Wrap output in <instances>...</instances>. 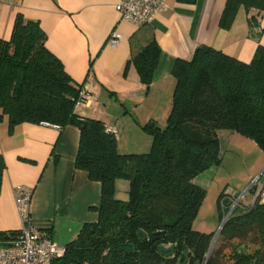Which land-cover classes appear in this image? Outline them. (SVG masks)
Here are the masks:
<instances>
[{
	"label": "trees",
	"instance_id": "1",
	"mask_svg": "<svg viewBox=\"0 0 264 264\" xmlns=\"http://www.w3.org/2000/svg\"><path fill=\"white\" fill-rule=\"evenodd\" d=\"M241 5L255 10L251 24L264 11L262 0H226L222 28L231 26ZM46 37L38 21L17 13L10 38H0V122L7 119L9 132L25 122L76 126L75 166L101 185L97 221L83 224L52 264H179L184 249L186 264H264V248L247 250L251 242H264V205L233 211L212 245L215 233L192 227L206 195L194 179L221 161L218 131L237 132L264 151V46L257 45L249 62L207 45L188 60L176 59L165 126L147 121L142 129L151 137L150 149L120 153L102 121L75 113L84 87L47 48ZM159 55L152 38L126 61L123 73L132 65L139 76V97L148 93ZM5 168L0 155V187ZM118 179L128 181L126 200L115 196ZM224 191L217 198L220 221ZM17 232L0 230V244ZM171 245L170 255L158 251Z\"/></svg>",
	"mask_w": 264,
	"mask_h": 264
},
{
	"label": "crops",
	"instance_id": "2",
	"mask_svg": "<svg viewBox=\"0 0 264 264\" xmlns=\"http://www.w3.org/2000/svg\"><path fill=\"white\" fill-rule=\"evenodd\" d=\"M117 2L0 0V38H10L17 13L38 21L47 48L88 95L75 106V113L115 127L120 153L150 149L151 137L142 129L147 121L165 126L176 59L188 60L196 47L207 45L249 62L257 45L264 46V11L257 32L249 20L254 9L247 11L241 5L231 26L222 28L219 21L226 0H167V7L149 24L136 27L121 17ZM112 32L122 37L116 45L108 42ZM152 38L160 55L148 93L139 97L136 69L130 65L123 71L129 57ZM79 137V129L71 124L25 122L9 132L7 119L0 122V155L6 165L0 187V230L21 226L13 196L17 185L33 189L32 217L43 233L50 229V238L60 247L74 239L83 224L97 221L101 185L75 166Z\"/></svg>",
	"mask_w": 264,
	"mask_h": 264
},
{
	"label": "built area",
	"instance_id": "3",
	"mask_svg": "<svg viewBox=\"0 0 264 264\" xmlns=\"http://www.w3.org/2000/svg\"><path fill=\"white\" fill-rule=\"evenodd\" d=\"M167 0H118L115 5L121 17L136 27L149 24L156 13L167 7ZM264 1V0H262ZM257 32L261 31L259 17L252 23ZM121 35L112 32L108 42L116 45ZM88 98L86 91L76 105ZM75 105V106H76ZM106 130L116 136L117 130L105 124ZM33 189L25 185H17L13 189L15 207L21 220V226L14 239L0 244V264H52L55 258L61 257L64 247L56 245L53 240L40 230L31 214ZM255 203L264 205V168L252 178L247 187L238 195L225 190L220 198V207L224 210L217 233L229 215L236 209L253 206Z\"/></svg>",
	"mask_w": 264,
	"mask_h": 264
},
{
	"label": "rangeland",
	"instance_id": "4",
	"mask_svg": "<svg viewBox=\"0 0 264 264\" xmlns=\"http://www.w3.org/2000/svg\"><path fill=\"white\" fill-rule=\"evenodd\" d=\"M218 136L220 164L210 167L194 179L195 183L205 188L206 195L192 222V227L197 231L213 234L217 233L221 222L217 202L219 193L227 190L234 195L240 194L260 169L264 168V151L252 140L231 130H219ZM259 165L262 167L256 172ZM254 172L256 173L252 176ZM115 183L116 198L126 200L128 198V181L118 179ZM218 236L219 233L215 236L214 241H217ZM258 248H264V242H251L248 244L247 250L251 252Z\"/></svg>",
	"mask_w": 264,
	"mask_h": 264
},
{
	"label": "water",
	"instance_id": "5",
	"mask_svg": "<svg viewBox=\"0 0 264 264\" xmlns=\"http://www.w3.org/2000/svg\"><path fill=\"white\" fill-rule=\"evenodd\" d=\"M139 234H141V232H139ZM146 238V235H144L143 233H142V236H141V239H145ZM214 239H215V234H214V236H213V238H212V243H211V245L213 244V241H214ZM125 250L128 252L129 251V248H125ZM173 250H174V246H169V247H163V246H158V251L159 252H165V253H167L168 255H170V254H172L173 253ZM187 259H188V251H187V249H184V251H183V253H182V257H180V262H179V264H186V262H187Z\"/></svg>",
	"mask_w": 264,
	"mask_h": 264
}]
</instances>
